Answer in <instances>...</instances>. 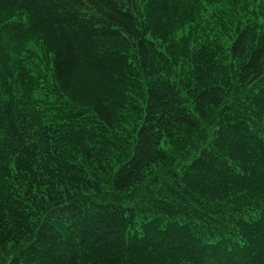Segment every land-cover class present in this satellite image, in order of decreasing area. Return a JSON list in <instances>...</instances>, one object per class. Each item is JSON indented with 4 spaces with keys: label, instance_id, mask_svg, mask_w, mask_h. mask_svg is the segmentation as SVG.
<instances>
[{
    "label": "trees",
    "instance_id": "obj_1",
    "mask_svg": "<svg viewBox=\"0 0 264 264\" xmlns=\"http://www.w3.org/2000/svg\"><path fill=\"white\" fill-rule=\"evenodd\" d=\"M0 264H264V0H0Z\"/></svg>",
    "mask_w": 264,
    "mask_h": 264
}]
</instances>
